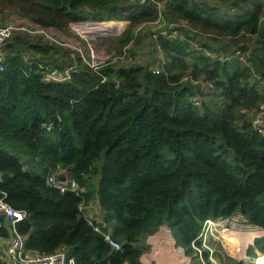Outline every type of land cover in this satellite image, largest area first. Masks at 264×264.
I'll use <instances>...</instances> for the list:
<instances>
[{"label":"trees","instance_id":"obj_1","mask_svg":"<svg viewBox=\"0 0 264 264\" xmlns=\"http://www.w3.org/2000/svg\"><path fill=\"white\" fill-rule=\"evenodd\" d=\"M12 15L64 35H72L73 23L128 21L108 40L112 57L98 71L42 35L16 30L6 43L0 194L28 213L18 224L28 249L51 253L66 245L77 264H143L152 257L188 264L184 251L202 245L207 219L241 212L256 225L247 233L263 234L264 134L253 117L264 102V0H0V24ZM162 20L183 38L155 32L157 60L136 63L144 28ZM27 50L41 58L25 60ZM71 63L65 82L47 80L41 67L62 71ZM58 167L85 191L48 184ZM91 200L120 249L80 211ZM6 226L0 238L10 237ZM255 246L264 253V236ZM262 253L257 264H264ZM210 255L203 250L202 264H217Z\"/></svg>","mask_w":264,"mask_h":264},{"label":"built area","instance_id":"obj_2","mask_svg":"<svg viewBox=\"0 0 264 264\" xmlns=\"http://www.w3.org/2000/svg\"><path fill=\"white\" fill-rule=\"evenodd\" d=\"M138 1L141 3L145 2V0H138ZM16 30H22L31 35H42L45 38L51 40L52 42L76 50L77 52L73 51L74 52L73 56L76 53H78L79 55L82 56V59L86 64H88L90 67L94 68L97 71L107 60H110L112 57V54H109L105 56L104 60L100 58L101 60L92 59L89 61L90 59L89 54L88 57H86L84 52L82 51L81 46L65 39L59 41L51 32L54 30L50 28H45L39 25L30 24L21 20V22L16 21L8 24H0V70L1 71L6 69V61L8 55L5 49L6 43L13 36ZM118 30L119 29L112 30V32L115 31L114 34H116L120 32ZM54 33L56 32L54 31ZM160 34L169 37L183 38L181 32L174 29H170V30L165 29L161 31ZM237 54L240 55L241 54L240 51H238ZM209 55L215 58L223 57L217 53H209ZM41 67H44L46 69L45 78L47 80L56 81V82H65L71 78V74L76 67V63H71V65H67L65 69L62 71L55 68L52 69L47 66H41ZM152 70L155 73H159L158 67H154ZM106 79L107 78L104 77V80ZM261 84L264 88V79L261 80ZM203 87L211 88L212 85L210 83H203ZM195 104L196 105L200 104V101L196 100ZM254 114L255 115L253 117V123L255 127L264 134V102L261 104L259 110L256 111ZM47 183L59 189L61 192L72 191L75 192L77 195H80L85 191V188L81 186L79 181L76 178L69 176L67 174V171L61 167H58L56 170H54L49 174L47 178ZM5 198H6L5 193L0 194V216L4 218L3 220H0V227L6 224L7 225L6 227L10 231L9 243L6 250V257L7 259L10 260L11 264H77L76 258L69 254V249L67 248L66 245H61L56 251L51 253H40L28 249L26 246V236L21 234L18 230V224L21 221L25 220L28 213L25 210L16 209L12 207L10 204L6 202ZM79 209L80 211H82L88 223L92 225L97 232L101 233L104 236V239L111 245L113 249L118 250L121 248L119 242L113 239L112 229L110 228L108 223L103 219V217H101L100 212L98 211L99 207H97V203L95 201L93 200L88 202L83 201L79 205ZM236 214L238 215V218H240V221L247 222L246 218L241 212H237ZM5 221L8 222L5 223ZM225 222L226 220L223 218L207 219L205 221L203 233L199 237L200 240L202 241V245L198 246L195 244V242H193V247L196 251L195 254L197 256H200L201 260H202L203 250L205 249L210 250L211 253L210 257L212 258L213 250H211V248H209L207 244L208 237L210 234L213 233V228L217 230V227L222 225L224 226L226 224ZM247 225L256 226L249 223ZM163 228L164 227L161 228V231L163 230ZM225 229H229V228L225 226L223 230ZM209 230H210L209 232L210 234L208 233ZM202 262L204 261L202 260Z\"/></svg>","mask_w":264,"mask_h":264},{"label":"rangeland","instance_id":"obj_3","mask_svg":"<svg viewBox=\"0 0 264 264\" xmlns=\"http://www.w3.org/2000/svg\"><path fill=\"white\" fill-rule=\"evenodd\" d=\"M10 21L11 22H16V21L21 22V20L14 15H12L10 17ZM122 21L125 22L124 20H122ZM122 21H118L116 23H112L115 21H104L105 23L98 22V21L76 23V24L72 25V30H73L72 35H66V34L64 35V34L57 33V32L54 33V31H51V30L50 31L53 33V35L59 41H62V39H65V40H69V41L81 46L82 51L84 52L85 56L88 57V54H89V56H90L89 61L92 59L93 60H101L100 58H102L104 60L105 56L109 55V53L106 51L109 48V42L110 41H108V40H111L112 38L123 33V31L127 25V24L125 25V23H119ZM107 23L108 24L111 23V24L109 26H105ZM113 26H116V27H113ZM165 27H166V25L163 23V20H162L161 22L152 23V24H150L144 28L145 29L144 38L142 39L140 44L135 45L134 61L136 63L146 65L148 63H153L154 61L157 60L159 53L157 56V52L153 48V44H152L153 41H152L150 35H153L155 32H159V31L165 29ZM117 29H119L118 31H120V32L114 34L115 31L112 32V30H117ZM100 30H105V31H109V32L107 34H105L104 32L98 34L97 32ZM65 48H67V47H65ZM67 49H69L70 51L77 52L76 50H74L72 48H67ZM41 55L42 54H40V53H35L33 50H27L23 56H24L25 60L30 59L32 61L34 58H41ZM56 58H61V56H59V54H57ZM71 60H72L71 57L69 58V60L67 59V61L69 63L71 62ZM67 61L65 62L66 64H68ZM127 62H130V61H127ZM126 64H128V63H126ZM102 159L103 158L99 159V161H98L99 164L101 163ZM225 220H226V222H225L226 224L224 226L223 225L218 226L217 230H215V228H213L212 234L209 233L210 230L208 231V233L210 235L208 237L207 244H208L209 248H211V250H213L212 251L213 256H212V258L210 257V260L213 263L215 262L217 264H231L232 261L243 262L244 264H257V258H259V255L262 252H260V253L258 252V249L255 246V239L263 236V234L259 235L260 229L256 232H252L251 234H248L246 232V229L251 227L252 225H247L248 224L247 222L240 221V218H238L237 214H233L231 217L226 218ZM237 222H239V223H237ZM225 226H227L229 229L223 230V228ZM247 226H249V227H247ZM163 227H166V226H163ZM254 227H256V226H254ZM160 232H161V229H160ZM158 234H159V232H158ZM246 234L249 235V239L245 241V239L248 238V236H246ZM157 235L152 238V240L153 239L154 240L153 241L151 240L152 245L150 247V250L148 252H146L147 254L151 253V251L153 250V247L155 246V244H153V243L156 242L155 240H156ZM254 236H257V237H255V239L253 241ZM250 246L254 249L253 250L254 253H252V254L249 252L250 248H251ZM176 249L177 248H175V250ZM262 254H264V253H262ZM184 255L189 259V262H188L189 264H202V260L204 261L203 257L201 260L200 256H197L193 252L186 254V252L184 251ZM155 259H156V257H155ZM155 262H157V259ZM155 262L154 261L150 262V264H154ZM161 263H163V262L160 261V263L158 262L157 264H161ZM171 263H175V262H171ZM177 264H179V263L177 262Z\"/></svg>","mask_w":264,"mask_h":264},{"label":"crops","instance_id":"obj_4","mask_svg":"<svg viewBox=\"0 0 264 264\" xmlns=\"http://www.w3.org/2000/svg\"><path fill=\"white\" fill-rule=\"evenodd\" d=\"M119 23H121V22H119ZM120 25V24H119ZM113 27H116V26H113ZM38 56V55H37ZM39 57V56H38ZM98 211H99V209H98ZM100 212V211H99ZM8 221H5V223H7ZM253 232H255V231H253ZM260 232H261V230H260ZM159 234H160V231H159ZM159 234L157 235V237L159 236ZM263 236H264V232H263ZM156 237V238H157ZM154 240V239H153ZM152 240V241H153ZM8 243H9V238L7 237V238H0V264H11L10 263V260L9 259H7V257H6V250H7V246H8ZM153 244H155L156 245V243H153ZM155 248H156V246H154L153 247V250L151 251V253H148L149 255H151L153 252H154V250H155ZM260 252V251H259ZM148 254H146V255H148ZM145 255V256H146ZM157 259V258H156ZM156 259L155 258H151V260H146V259H142V262H143V264H150V262H155L156 261ZM160 263V260H159V258L157 259V262H155L154 264H157V263ZM189 264V263H188Z\"/></svg>","mask_w":264,"mask_h":264},{"label":"bare ground","instance_id":"obj_5","mask_svg":"<svg viewBox=\"0 0 264 264\" xmlns=\"http://www.w3.org/2000/svg\"><path fill=\"white\" fill-rule=\"evenodd\" d=\"M106 29V28H105ZM102 32H104L105 34H107L109 31H105V30H100V31H98L97 33L99 34V33H102ZM101 36V35H100ZM246 232H247V230H246ZM222 235V234H221ZM225 235V234H224ZM246 236H248V234H246ZM225 237V236H224ZM226 239V238H225ZM247 239H245V241H246Z\"/></svg>","mask_w":264,"mask_h":264},{"label":"water","instance_id":"obj_6","mask_svg":"<svg viewBox=\"0 0 264 264\" xmlns=\"http://www.w3.org/2000/svg\"><path fill=\"white\" fill-rule=\"evenodd\" d=\"M125 22H126V24L128 23V21H125ZM126 24H125V25H126Z\"/></svg>","mask_w":264,"mask_h":264},{"label":"clouds","instance_id":"obj_7","mask_svg":"<svg viewBox=\"0 0 264 264\" xmlns=\"http://www.w3.org/2000/svg\"><path fill=\"white\" fill-rule=\"evenodd\" d=\"M258 252H259V250H258Z\"/></svg>","mask_w":264,"mask_h":264}]
</instances>
